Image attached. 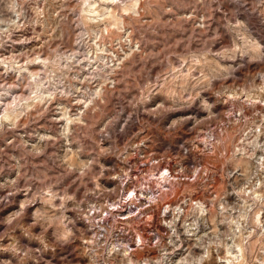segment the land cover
<instances>
[{"label": "rangeland", "instance_id": "1", "mask_svg": "<svg viewBox=\"0 0 264 264\" xmlns=\"http://www.w3.org/2000/svg\"><path fill=\"white\" fill-rule=\"evenodd\" d=\"M0 264H264V0H0Z\"/></svg>", "mask_w": 264, "mask_h": 264}, {"label": "built area", "instance_id": "2", "mask_svg": "<svg viewBox=\"0 0 264 264\" xmlns=\"http://www.w3.org/2000/svg\"><path fill=\"white\" fill-rule=\"evenodd\" d=\"M132 191L134 192V194L133 195H135L136 196V192L138 191V189H136L135 187H132ZM143 191L145 192V189L143 188Z\"/></svg>", "mask_w": 264, "mask_h": 264}, {"label": "bare ground", "instance_id": "3", "mask_svg": "<svg viewBox=\"0 0 264 264\" xmlns=\"http://www.w3.org/2000/svg\"><path fill=\"white\" fill-rule=\"evenodd\" d=\"M134 197V196H133Z\"/></svg>", "mask_w": 264, "mask_h": 264}]
</instances>
